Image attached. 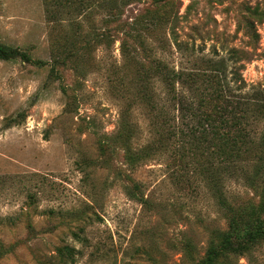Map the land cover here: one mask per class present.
<instances>
[{
  "label": "rangeland",
  "instance_id": "obj_1",
  "mask_svg": "<svg viewBox=\"0 0 264 264\" xmlns=\"http://www.w3.org/2000/svg\"><path fill=\"white\" fill-rule=\"evenodd\" d=\"M0 42L32 59H0V264H201L228 227L211 180L264 219V0H0ZM186 101L244 109L241 156L160 139Z\"/></svg>",
  "mask_w": 264,
  "mask_h": 264
},
{
  "label": "trees",
  "instance_id": "obj_2",
  "mask_svg": "<svg viewBox=\"0 0 264 264\" xmlns=\"http://www.w3.org/2000/svg\"><path fill=\"white\" fill-rule=\"evenodd\" d=\"M175 42L179 50L184 48L187 49L186 44L177 42L176 40ZM14 57H19L27 62L32 60L29 55L19 48L5 45L0 42V59L8 60ZM160 62L161 61L158 60L156 70H159L158 66ZM165 74L169 78L176 76V73L168 71H166ZM232 78H234L231 80L234 87H229L228 83L225 88L222 87L224 93H228L227 99L229 100L227 101L229 104L233 101L230 99L233 92L245 87L244 80L240 77V73L235 71ZM219 88L221 92H223L221 86ZM201 106L200 103L196 102H194V106L193 102H182L179 111L185 114L186 129L180 128L175 132L166 131V136L162 134L159 138H164L166 141L171 139L182 149L186 143L191 141L194 143V155L196 157L200 156L197 158L203 156L213 157L211 163H215L216 158L220 156H223L221 161L241 156L240 153L249 138L247 129L249 121L244 113H239L241 111L243 112L244 109L239 107V109L235 108V110H229L228 104L223 101L220 105L217 104L213 106L212 109L202 114L200 113ZM236 111H238V115H235ZM224 125L226 128L222 130L221 128ZM261 145L262 143H260V146ZM247 148H245V150ZM260 153L264 156L262 147L260 148ZM196 157L194 158L197 160ZM210 168L213 170L215 169L214 166ZM210 168L200 167L198 172L205 175V172L210 170ZM218 171L217 169V172ZM207 184L209 189L216 194L219 205L226 211L228 227L226 230L216 229L213 231V238L208 245L201 264H220V260L223 256H227L228 254H241L249 243L264 239V219L260 216L254 217L252 214H249V218H247L240 210L234 209V207L228 205L221 196L219 187L212 184V180L208 181Z\"/></svg>",
  "mask_w": 264,
  "mask_h": 264
}]
</instances>
